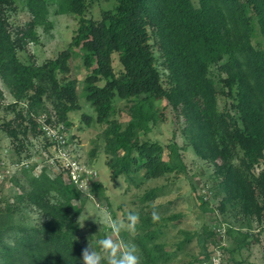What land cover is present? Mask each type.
<instances>
[{
	"label": "trees",
	"instance_id": "16d2710c",
	"mask_svg": "<svg viewBox=\"0 0 264 264\" xmlns=\"http://www.w3.org/2000/svg\"><path fill=\"white\" fill-rule=\"evenodd\" d=\"M99 1L58 0V11L73 13L79 24L70 46L38 64L22 59L19 50L38 41L39 26H52L50 1L22 0L31 18L14 24L9 11L18 0H0V77L15 102L27 103L5 128L19 138V131L27 134L24 121L29 119L42 133L37 116L54 115L45 96L52 100L56 120L71 125L69 112L80 106L79 79L63 75L72 70L73 47H82L88 70L84 96L104 125V151L113 176L126 174L136 181L132 174L140 170L143 180L185 170L177 142L142 138L171 107L195 152L214 165L215 195L222 194L218 207L231 210L241 222L227 230L232 250L249 246L252 222L264 221V0H116L96 19L90 11ZM114 53L120 70L113 65ZM116 94L130 101L126 121L117 116ZM163 99L167 103L160 108L157 102ZM96 152L94 147L90 155ZM20 171L28 176V187L21 184L16 203L0 208V264H82L76 217L82 207L74 202L82 199L80 189L65 169L55 175L47 168L39 174L32 167ZM166 186L150 187L141 196L151 207L140 213L133 238L142 264H167L195 237L205 242L206 258L216 234L213 227L204 225L203 234L180 229L173 250L160 240L164 226L180 216L160 215L153 222V208L167 209L151 204L166 193ZM92 190L101 192L103 184L95 182ZM24 204L36 206L44 220L28 224L21 214ZM202 205L209 209L207 197Z\"/></svg>",
	"mask_w": 264,
	"mask_h": 264
},
{
	"label": "rangeland",
	"instance_id": "374dc122",
	"mask_svg": "<svg viewBox=\"0 0 264 264\" xmlns=\"http://www.w3.org/2000/svg\"><path fill=\"white\" fill-rule=\"evenodd\" d=\"M49 18L52 26L47 28L38 27V41H30L23 49L19 50L22 59L28 62L41 64L49 58L56 57L61 50L70 46L71 40L78 27V17L73 13H62L58 11V0H49ZM116 0H100L90 11V14L99 19L103 8H113ZM18 0L17 6L9 11L10 20L14 24H23L31 18L30 11ZM76 52L71 59L72 70L68 73L70 77H77L78 102L80 106L69 112L68 120L72 123L66 126V135L69 142L74 146L76 153L88 163L93 164L98 170L96 182L103 184L101 192L90 190L91 197L82 193V199H74L82 209L76 216L80 224L79 237L84 247L90 242L93 245L105 236L112 235L111 230L105 225V209L111 213L113 219L125 220L130 212H145L151 207L141 200L144 191L153 186L167 185L166 193L158 196L151 202L153 207L166 205V210H159L160 215L169 216L172 213H179L180 216L169 221L164 226L166 233L160 238L168 244V249L173 250L182 234L180 229L198 231L203 234V226L207 225L215 228L216 225L226 224L227 230L241 224L234 218L231 210L222 211L218 207L222 194L215 195L217 186L213 177L214 165L209 160L200 157L194 150L193 145L188 141L182 131L183 121L177 119L171 107L165 109V115L157 123L151 124V129L142 138L158 140L163 144L177 142L180 146L183 160L186 164L185 170L181 172H170L160 177L143 180V170L133 172L135 180H131L126 174L113 176V170L107 162V154L104 151V141L102 138L103 124L96 120V111L91 103L84 96V78L87 74L86 67L82 64V55L86 52L82 47L74 46ZM96 63L93 64V66ZM113 65L116 70H120L121 63L118 54H113ZM101 84L105 79L100 81ZM48 110L57 116V111L52 100L45 96ZM115 103L118 105L117 116L126 121L130 118L127 105L129 100L115 95ZM165 99L157 102L158 107L166 104ZM27 103L22 100L15 102V97L11 93L9 86L0 77V208L4 209L7 202L16 203V195L28 187V176L20 170L23 168L16 165V162L28 158L32 161L31 167L35 174H39L47 168L52 175L63 170L61 166H56L48 161L50 155L49 143L42 133L35 131L29 119L24 121L28 126L27 134L19 131V138H14L5 128V122L15 118L19 109H25ZM88 114V115H84ZM24 146L20 148V142ZM97 147L96 156H91L92 148ZM165 158H168V150L165 151ZM62 168V169H61ZM7 169H10L7 171ZM143 180V181H142ZM214 185V186H213ZM203 199L207 197L209 209L205 210L202 205ZM21 214L28 224H38L44 220L45 216L34 205L24 204ZM253 228L250 229L249 246L241 249H233L234 242L231 237H227L229 247L227 250V264H264V221L259 223L253 221ZM215 230V229H214ZM246 230V229H244ZM121 237L126 242L136 245L139 254L141 249L133 240L135 233L127 231L121 232ZM217 235V233H216ZM215 235V237H216ZM258 237L257 240L254 238ZM99 250V249H98ZM205 242H199L195 237L186 250H182L177 256L170 259L167 264H203L205 259Z\"/></svg>",
	"mask_w": 264,
	"mask_h": 264
},
{
	"label": "built area",
	"instance_id": "2783aa9c",
	"mask_svg": "<svg viewBox=\"0 0 264 264\" xmlns=\"http://www.w3.org/2000/svg\"><path fill=\"white\" fill-rule=\"evenodd\" d=\"M39 129L49 143L50 155L48 161L56 166L65 169L71 181L80 189L83 194H89L92 186L97 181L98 170L93 165L82 159L74 150V146L69 142L66 135V125L57 121L55 116H49L47 112H42L37 116ZM32 161L28 158L16 162L22 167H31ZM61 168V169H62ZM10 169H7L9 171ZM216 237L209 241V254L204 259L203 264H214L218 260L219 264H227L226 256L229 243L227 242L228 232L226 224L215 226Z\"/></svg>",
	"mask_w": 264,
	"mask_h": 264
},
{
	"label": "clouds",
	"instance_id": "9594fccd",
	"mask_svg": "<svg viewBox=\"0 0 264 264\" xmlns=\"http://www.w3.org/2000/svg\"><path fill=\"white\" fill-rule=\"evenodd\" d=\"M151 215L153 222L160 220V213L156 208H153ZM103 222L111 230L112 235L100 239L96 245L88 242L81 251L82 264H142L136 245L126 242L120 235L123 231L129 233L137 231L140 224L139 213L130 212L125 220H119L113 219L111 213L105 209ZM80 226L83 227V224ZM214 264H219V261L214 260Z\"/></svg>",
	"mask_w": 264,
	"mask_h": 264
}]
</instances>
